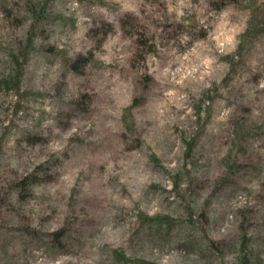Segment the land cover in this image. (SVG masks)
Returning <instances> with one entry per match:
<instances>
[{"label":"rangeland","instance_id":"1","mask_svg":"<svg viewBox=\"0 0 264 264\" xmlns=\"http://www.w3.org/2000/svg\"><path fill=\"white\" fill-rule=\"evenodd\" d=\"M4 3L12 10L0 8L3 17L18 26L21 21L16 17L31 13L22 0H0V5ZM224 11L218 39L227 54L204 55L207 42L198 43L195 55H203L209 66H201L197 78H189L183 89L163 93L175 105L164 113L166 131L158 143L141 148L142 166L132 175L115 165L101 171L99 156H90L88 178L78 181L72 166L87 151L86 127L80 129V139L71 143L73 158L60 166L50 161L39 166L33 163L36 156L50 150L47 144L17 142L21 129L49 135L53 120L40 125L16 120L0 130V245L7 249L30 238L33 246L46 249L49 256L64 252L75 264H147L153 259L155 242L162 255L171 253L168 264H264V89L260 88L264 83V16L252 26L234 5ZM212 16L219 17V13L212 12ZM29 23L26 20L19 30H28ZM228 23L242 34L233 39L225 26ZM201 24L207 25L202 17ZM39 27L48 29L50 39L29 41L26 67L7 86L8 91L29 89L22 99L33 111L48 104L46 93L60 73L70 82L68 96L77 92L81 79L77 67L69 68L64 58L66 46L59 27L41 21L34 31ZM171 28H165V34L148 32L147 38L132 44L129 51L140 55L133 66L135 75L148 66L159 80L178 72L186 75L179 60L163 73L176 55V33ZM50 43L55 45L52 50ZM67 51L76 54L74 48ZM49 58L55 60L54 65L46 63ZM117 100L121 105L126 102L119 96ZM15 107L13 114L22 115L24 108ZM149 108L151 113L137 110V124L146 114L155 118L157 108ZM71 184L94 192L96 206L78 203V209L87 210L86 217L83 212L76 214L69 226L60 193ZM57 236L63 245L58 240L56 245L50 242ZM42 264H50L47 256Z\"/></svg>","mask_w":264,"mask_h":264},{"label":"clouds","instance_id":"2","mask_svg":"<svg viewBox=\"0 0 264 264\" xmlns=\"http://www.w3.org/2000/svg\"><path fill=\"white\" fill-rule=\"evenodd\" d=\"M25 3L31 8V13L27 17H16L21 21L19 26L4 18L0 12V130L8 128L16 120H32L34 125L53 120V125L48 128L49 135L21 129L22 135L17 142L47 144L50 150L36 156L33 163L39 166L50 161L52 165L60 166L73 158L71 143L80 139L79 131L86 127L89 137L87 151L72 166L78 181L88 178L92 163L88 159L90 156H99L101 171L115 165L124 174L132 175L142 166L138 159L141 148L145 144L159 142L166 131L164 113L170 106H175L163 93L183 89L189 78H197L201 66L204 69L209 66L203 55H195L198 43L201 40L207 42L204 55L214 52L227 54L218 39L225 8L234 5L242 10L252 26L258 17L264 16V7H258L264 0H22V6ZM0 8L12 10L8 3L0 5ZM97 9H104L105 12ZM206 10L210 11L205 14ZM212 12L219 13V17L212 16ZM201 17L207 22L206 26L201 24ZM26 20L30 21L28 30L21 32L19 29ZM41 21L51 28L59 27V36L66 46L64 58L69 62V68L73 65L77 67L81 79L77 92L68 96L66 89H70V82L66 74L60 73L46 93L48 104L33 111L26 98L22 99L29 89L8 91L7 86L19 79L18 74L26 67L31 53L29 41L35 37L50 39L51 33L47 28L39 27L38 31H34ZM169 25L176 33L173 41L176 55L163 68V73L170 72L172 64L179 60L186 75L178 72L170 79L159 80L153 76L154 69L150 66L139 76L135 75L133 66L139 63L140 55L129 51L132 44L147 38L148 32L165 34V28ZM225 26L233 39L242 34V30L238 32L237 26L231 23ZM200 32L204 33L203 37ZM76 44L80 47H75ZM54 47L49 44V50ZM67 48H74L76 54L68 52ZM181 48L183 52H180ZM46 63L54 65L55 60L49 58ZM89 65L92 71H89ZM260 88L264 89V83L260 84ZM118 96L125 99L123 105L117 100ZM16 104L24 108L22 115L13 114ZM149 105L157 108L155 118L146 114L143 122L137 124V110L144 109L146 113H151ZM51 107L57 110L52 112L49 110ZM74 120L82 123L74 124ZM54 143L59 147H52ZM113 180L119 184L115 177ZM60 195L61 210L69 226L76 219V214L83 212L86 217L87 210L78 209V203L96 206L93 199L95 193L89 191L87 186L67 185ZM77 196L82 200L77 201ZM26 235L30 237L31 232ZM94 239L95 234L93 248ZM57 240L59 245L64 244L59 236L50 242L56 245ZM159 248L153 242V259L147 264H168L171 253L162 255ZM46 256L50 264H75L72 257L64 252L49 256L46 249L33 246L30 238L21 239L19 244L7 249L0 245V264H42Z\"/></svg>","mask_w":264,"mask_h":264}]
</instances>
